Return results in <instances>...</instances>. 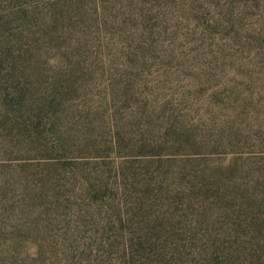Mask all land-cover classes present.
<instances>
[{
	"label": "rangeland",
	"instance_id": "374dc122",
	"mask_svg": "<svg viewBox=\"0 0 264 264\" xmlns=\"http://www.w3.org/2000/svg\"><path fill=\"white\" fill-rule=\"evenodd\" d=\"M263 114L264 0H0V264H227Z\"/></svg>",
	"mask_w": 264,
	"mask_h": 264
},
{
	"label": "trees",
	"instance_id": "16d2710c",
	"mask_svg": "<svg viewBox=\"0 0 264 264\" xmlns=\"http://www.w3.org/2000/svg\"><path fill=\"white\" fill-rule=\"evenodd\" d=\"M254 121L258 128L264 129V114L257 116ZM257 132L250 137L257 135L256 138L262 140V143L258 145L261 141L255 138L256 142L251 143L252 150L249 153L264 150V132ZM251 155H248L247 159ZM231 167L236 175L244 172L242 166ZM246 168V179H237L235 183L227 184L231 194L228 202L231 210L229 216L233 221L232 237L227 238V246L223 245L221 250V261L227 264H264V160L253 162ZM225 217L229 218L228 215ZM225 255L227 261L224 259ZM217 256L219 258V254Z\"/></svg>",
	"mask_w": 264,
	"mask_h": 264
}]
</instances>
